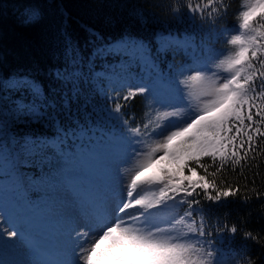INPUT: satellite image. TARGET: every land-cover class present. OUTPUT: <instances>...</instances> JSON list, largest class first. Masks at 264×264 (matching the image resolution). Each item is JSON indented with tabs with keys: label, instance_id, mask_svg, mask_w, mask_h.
<instances>
[{
	"label": "snow or ice",
	"instance_id": "obj_1",
	"mask_svg": "<svg viewBox=\"0 0 264 264\" xmlns=\"http://www.w3.org/2000/svg\"><path fill=\"white\" fill-rule=\"evenodd\" d=\"M185 7L191 19L213 25L228 11L225 0H188ZM36 19L33 12L27 22ZM136 19L145 22L140 13ZM236 20L232 30H225L228 47L215 58V71L193 57L191 64L170 66L165 73L158 64L161 54L193 48V37L159 34L153 45L129 31L112 40L93 33L87 51L66 44L47 91L26 76H0V168L13 178L24 201L41 199L57 184L60 174L49 167L50 153L63 159V153L72 151L73 136L89 134L83 112L92 111L93 96L102 97L106 107L111 103L107 118L129 144L124 165L135 161L126 180L120 165L102 187L61 204L63 239L54 246L25 221L3 216L0 264H257L250 254L219 251L208 239L211 226L202 216L197 219L202 199L217 204L240 195L226 174L243 176L250 153L255 161L256 153L264 152L259 148L264 141V0H242ZM154 84L175 99H161ZM137 96L152 103L147 121L133 127L123 109ZM44 127L54 129L55 139L39 131ZM181 157L180 172L189 175L165 171L162 177L142 179L157 161ZM36 168L40 171L30 174ZM193 173L198 180L191 179ZM251 191L256 199L264 198V191ZM225 231L234 237L238 229L224 224L215 230L219 237ZM244 239L264 248L250 231Z\"/></svg>",
	"mask_w": 264,
	"mask_h": 264
},
{
	"label": "trees",
	"instance_id": "obj_2",
	"mask_svg": "<svg viewBox=\"0 0 264 264\" xmlns=\"http://www.w3.org/2000/svg\"><path fill=\"white\" fill-rule=\"evenodd\" d=\"M241 1L225 0L228 11L213 25L202 23L199 18L191 19L185 7L188 0H0V76L6 79L26 76L41 83L47 91L53 86L50 73L63 63L66 44L90 50L93 33L103 34L112 40L132 31L153 45L154 36L159 34L191 36L199 55L210 61L209 49L218 43L219 31L236 22ZM174 7L180 10L174 13ZM33 12L37 19L27 22V17ZM137 13L142 14L143 24L137 22ZM175 62L171 53H162L158 64L167 73L170 66L178 69ZM93 103L91 112H83L89 124V134H78L72 138L84 154L83 174L96 180L107 167L103 160L110 144L123 150L129 148V144L118 131V126L107 118L111 103L107 102L106 107V101L95 96ZM123 111L131 126L141 124L147 112L143 96L128 101ZM83 116L81 123L85 122ZM39 131L49 138L54 136V129L44 127ZM125 135L129 134L125 132ZM259 148L264 149V141ZM251 155L249 165L243 168V176L232 173L225 176L240 187L241 194L217 204L202 199L197 219L202 216L206 227L211 226L213 237L208 239L213 240L219 251L234 249L244 255L250 254L256 258L257 264H264V248L251 239H244V233L250 231L260 238V244H264V198L256 199L251 191L253 188L264 191V152L258 151L255 161L251 160ZM184 172L188 174L186 170ZM246 184L247 188L244 187ZM244 196L251 198L244 202ZM19 197L31 220H38L41 214L36 202H26ZM224 224L237 226L234 237H230L227 231L223 237L217 236V225Z\"/></svg>",
	"mask_w": 264,
	"mask_h": 264
},
{
	"label": "rangeland",
	"instance_id": "obj_3",
	"mask_svg": "<svg viewBox=\"0 0 264 264\" xmlns=\"http://www.w3.org/2000/svg\"><path fill=\"white\" fill-rule=\"evenodd\" d=\"M236 25L237 20L231 27L224 28L219 31V34L217 36L218 43L213 48L209 49L210 61H207L206 59H204V57L200 56L196 51L195 46L188 49L187 51L183 49H175L169 51L168 53H171L175 58V65L178 69L183 65L191 64L193 61V57H198L202 61H207L209 67H212L213 71H215L214 64L219 62L215 58L220 56V53L224 52L228 47L225 43V40L227 38L225 30L230 31ZM170 35L172 37L181 39L187 37L179 36L178 34ZM218 75H226V73L220 72L218 73ZM133 77H135V69H133ZM144 82L148 83L147 79H145ZM133 83H135L134 79ZM115 86L119 88L121 86L120 82H118ZM153 87L157 89L161 99L169 102L175 99L174 97L169 95V93L163 86L154 84ZM125 91H127V88H125ZM143 99L148 110V106L152 103V101L150 98L146 99L144 96ZM147 119L148 116L145 117V121H147ZM51 139H55V136L51 137ZM71 148L72 151L62 154L63 159H57L55 157L54 151L50 153V156H52L53 158L49 162V167L52 168L54 172L60 174L59 180L50 191L45 192L41 199L35 201L39 206V211H41L43 214L44 225H46V228L49 231L51 241L49 245L53 246L56 245L58 241L63 239L58 217V210L62 203L71 200V198L77 194L102 187L110 179H113L116 176L120 165H122L120 168L122 178L126 180L130 175L131 170L135 166V161L128 163L126 166L124 165V161L128 153V148L126 150L121 149V147L119 146L117 148H114L111 143L104 154L103 163L105 164V166H107L104 170V177H101L98 182H90L85 179L82 172V166L85 164L83 151L80 147H78L77 144L74 143L73 138H71ZM184 159V157H181L180 161L178 162H173L170 158L164 159L163 161H157V163L153 164L144 172L142 179L162 177L165 171L170 174H174L177 177L187 176L189 174L180 172V164L183 163ZM39 171L40 169L36 168L32 170L30 174L35 175ZM191 179L194 181L198 180L199 176L196 174H191ZM14 184L15 181L10 177L8 172L5 169L0 168V224L4 223L3 216L10 219H21L25 221L30 230L33 231L32 225L30 224L27 216L23 213L22 208H20L18 204V196L20 194L14 187Z\"/></svg>",
	"mask_w": 264,
	"mask_h": 264
}]
</instances>
